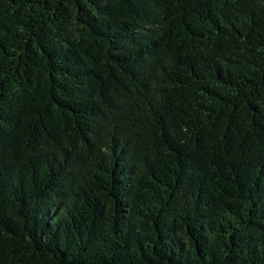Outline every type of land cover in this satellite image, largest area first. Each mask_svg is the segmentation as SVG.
Listing matches in <instances>:
<instances>
[{"label": "trees", "instance_id": "obj_1", "mask_svg": "<svg viewBox=\"0 0 264 264\" xmlns=\"http://www.w3.org/2000/svg\"><path fill=\"white\" fill-rule=\"evenodd\" d=\"M0 264H264V0H0Z\"/></svg>", "mask_w": 264, "mask_h": 264}]
</instances>
